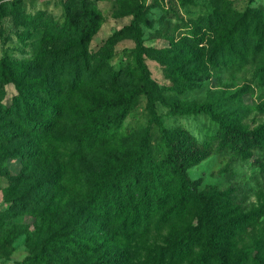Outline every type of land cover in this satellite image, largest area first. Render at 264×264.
<instances>
[{
	"label": "rangeland",
	"instance_id": "rangeland-1",
	"mask_svg": "<svg viewBox=\"0 0 264 264\" xmlns=\"http://www.w3.org/2000/svg\"><path fill=\"white\" fill-rule=\"evenodd\" d=\"M140 4L145 7L144 18L139 22L142 60L150 78L166 89L169 101L219 102L233 96L239 99L238 106L233 105L228 110L242 108L246 111L241 112L237 124L249 130L264 127V87L256 86L254 80L264 59V46L257 44L260 36L264 35V0H0V63L25 64L18 70L24 72L26 63L42 50L67 49L72 55L77 46L71 47L70 44L76 43L80 35L52 42L45 31L52 18L62 23L78 17L82 7L91 10L98 17L99 28L85 45L86 49L94 55L101 53L109 71L121 73V83L127 81L132 84L122 93L125 94L123 96L133 95L136 105L120 128L121 143L114 140L112 148L108 147L104 152L94 151L81 159L88 161L93 169L100 167L102 162L108 165L111 157L118 155L115 153L121 152L126 145H134L148 130L153 160H158L164 151L158 148L159 129L148 121L146 100L140 93L142 83L134 71L135 43L126 33L120 32L131 23ZM39 13L45 15L43 27L31 19ZM241 22L248 34L241 35L235 44L228 41L227 45L233 53L244 55L246 64L238 68L229 60L225 65L218 62L212 67L209 60L214 56L213 46L217 48L221 36L229 35ZM85 25L86 22L79 21V28ZM34 27L39 34L31 37ZM253 53H256V58L251 61ZM170 69L183 72L185 80L175 79ZM45 71L46 68L34 69L32 76L27 74L28 81H34ZM217 76L220 78L216 79ZM187 87L189 89L183 91ZM110 90L108 87L94 91L83 89L82 97L89 101H75L72 107L70 104L72 114L76 115L72 123L76 125H67L59 135L64 132L65 136L72 137L89 129L92 121L98 118L87 115L91 107L121 99L119 92L115 96L114 90ZM4 91L0 104L4 108L10 107L17 97L16 88L9 84ZM156 112L166 131L194 144L193 147L203 154L204 158L188 170L189 177L200 183L197 191L204 192L210 188L225 192L233 190L238 198L236 206L242 213L264 204V177L255 179V168L228 164L217 154L216 145H206L205 140L214 127L205 116H171L169 109L159 104ZM114 113L116 110L100 115L107 119ZM2 124L0 121V127ZM13 150L14 145L0 144V264H103L111 251L123 255L124 260L120 264H165L169 254L163 255L162 262H158L160 249L170 246L182 225L190 220L192 213L186 211L176 222L163 223L160 228L150 226L137 233L129 228L128 236L123 239V215L120 218L115 216V205L107 209L109 221L95 213H91L93 217L83 213L90 195L95 192L91 187L93 182L86 178L91 172L88 166L84 164L77 170L78 162L66 163L64 156H58L52 164L48 160V174L56 171L60 176L51 185L40 180L43 175L38 168L40 160L8 156ZM47 231L63 235L75 231L76 236L72 239L79 247L92 240L98 252H87L89 248L86 247L84 252L71 255L66 250L69 247L54 245L48 248L45 244ZM263 236L264 215L254 222L245 236L238 239L237 247L248 248L255 241L264 240ZM103 242L105 244L102 245ZM38 253H42L48 263L34 260ZM193 258L187 257L173 264H191Z\"/></svg>",
	"mask_w": 264,
	"mask_h": 264
},
{
	"label": "trees",
	"instance_id": "trees-1",
	"mask_svg": "<svg viewBox=\"0 0 264 264\" xmlns=\"http://www.w3.org/2000/svg\"><path fill=\"white\" fill-rule=\"evenodd\" d=\"M144 14L145 7L140 4L131 23L120 32L126 33L135 43L134 71L136 70L137 78L142 83L140 93L146 100L148 121L159 129L158 148L164 151L160 159L153 160L148 130H145L134 145H126L121 152L115 153L118 155L111 157L108 165L102 162L100 167L93 169L88 161L81 159L94 151L104 152L108 147L112 148L114 140L121 143L120 128L136 105L133 95L123 96L125 94L122 93L132 84L127 81L121 83L122 74L109 71L101 53H88L85 45L98 30L99 21L97 15L86 7L81 8L75 19L59 23L52 18L50 27L45 31L52 42L80 35L76 43L70 44L71 47L75 44L77 46L72 55L68 54L67 49L42 50L26 63L24 72L18 70L25 64L12 61L9 64L0 63V97L4 96V87L9 84H13L17 92L12 106L4 108L0 104V121L3 122L0 127V144L14 145V150L8 156L24 159L34 157L40 160L38 168L43 174L40 180L47 184L52 185L60 179L56 171L48 174V160L52 164L58 156H64L66 163L73 160L78 162L77 170L84 164L88 166L91 172L87 175L86 168V178L88 182H93L91 187L95 192L90 195L85 206L90 213H83L87 217H93L91 213H95L109 221L107 209L115 205V216L120 218L123 215V239L128 236L129 228L133 233L145 231L150 226L160 228L163 223L172 224L186 211H191L190 220L182 225V230L171 245L160 249L158 262H162L163 255L169 254L165 264H173L191 256H194L191 264H264V240L255 241L248 248L237 247L238 239L245 236L254 222L264 215V204L242 213L236 206L238 198L233 190L225 192L210 188L204 192L197 191L200 183L189 177L188 170L204 156L193 147L194 144L166 131L156 112V105L168 108L171 116H205L214 127L205 140L206 145H216L217 154L227 160L228 164L250 165L255 168V179L264 177V127L249 130L238 125L241 112L246 111L242 108L228 110L233 105L238 106L239 99L233 96L219 102L187 103L179 99L169 101L165 95L166 89L159 87L150 78L142 60L139 22L143 20ZM31 19L41 27L46 21L43 13L36 14ZM79 21L86 22V25L79 28ZM244 29L241 22L229 35L221 36L218 47L213 46L214 56L209 60L212 67L218 62L225 65L229 60L238 68L246 64L245 56L233 53L227 45L228 41L235 44L240 41L241 35L248 34ZM231 33H234L233 38ZM36 34H39V30L34 27L30 35L32 37ZM257 44L264 46V35L260 36ZM254 58L256 53L252 54L251 61ZM43 68L47 71L41 72L34 81H28V76L33 75L34 69ZM170 70L175 79L185 80L183 72ZM134 71L130 72V78ZM124 76L129 79L126 74ZM254 78L255 85L263 88L264 59ZM104 87L114 90L115 96L119 92L121 99L96 108L91 107L87 115L98 118L92 121L89 129L72 137L65 136L64 132L59 135L67 125H76L72 123V118L76 115L72 114L70 104L72 107L75 101H89L87 97H82V90L94 91ZM188 89L184 88L183 91ZM113 110L116 113L112 117L101 118L103 115L100 114ZM16 141L19 143H15ZM75 236V231L66 235L47 231L45 244L48 248L54 245L69 247L66 250L71 255L84 252L86 247L89 248L87 252H98L95 251L94 241L88 240V245L79 247L72 239ZM34 260L48 263L42 253L36 254ZM121 260L124 258L120 252L118 254L117 251H111L103 264H120Z\"/></svg>",
	"mask_w": 264,
	"mask_h": 264
}]
</instances>
